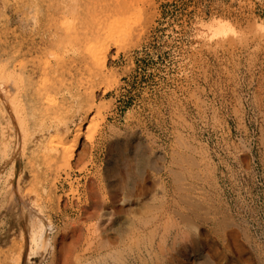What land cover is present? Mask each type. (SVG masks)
<instances>
[{"label":"rangeland","instance_id":"374dc122","mask_svg":"<svg viewBox=\"0 0 264 264\" xmlns=\"http://www.w3.org/2000/svg\"><path fill=\"white\" fill-rule=\"evenodd\" d=\"M0 72V264H88L131 217L170 264H264V0H0Z\"/></svg>","mask_w":264,"mask_h":264},{"label":"bare ground","instance_id":"6f19581e","mask_svg":"<svg viewBox=\"0 0 264 264\" xmlns=\"http://www.w3.org/2000/svg\"><path fill=\"white\" fill-rule=\"evenodd\" d=\"M103 59L105 62L106 57ZM17 94L18 90L12 85L10 73L0 72V137H2L3 144L5 143L6 146H13L17 140L27 136V129L21 120L22 108L16 103L14 105V99ZM78 137L79 135L77 134ZM71 157H67V161ZM87 216H89L88 219H94L95 214L88 212ZM99 219L97 221H100ZM152 222V219L137 220L131 217L125 226L115 229V235L113 236L116 237L114 238L107 236L106 233L108 232L106 230L103 231L102 229L104 228H98L99 225L97 227L92 224L91 226L89 225L90 227L88 226L87 228V236H89V241L87 239L88 264H170L166 256V245L164 246L167 242L165 237L168 233L164 237L163 244L160 242L162 244L160 252H156L157 245H154V238L157 235L155 236V231L149 232L150 228L149 230L145 229ZM154 226L156 227L155 223ZM158 231L160 230L158 229ZM162 231L164 232L165 230ZM144 252L145 254L147 252L148 255L146 254V256Z\"/></svg>","mask_w":264,"mask_h":264}]
</instances>
